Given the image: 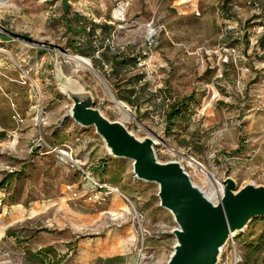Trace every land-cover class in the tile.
<instances>
[{
  "label": "rangeland",
  "instance_id": "obj_1",
  "mask_svg": "<svg viewBox=\"0 0 264 264\" xmlns=\"http://www.w3.org/2000/svg\"><path fill=\"white\" fill-rule=\"evenodd\" d=\"M64 5L68 18L111 27L106 43L137 59L126 79L140 77L155 104L194 96L188 120L168 134L157 105L117 101L100 73L107 87L69 60ZM0 36V264H27L26 251L49 246L58 264L115 256L166 264L173 251L177 226L157 185L137 180L132 162L109 156L94 128L73 122L65 79L108 120L156 141L159 162L196 159L205 174L191 167L190 179L215 201L226 178L264 186V0H0Z\"/></svg>",
  "mask_w": 264,
  "mask_h": 264
},
{
  "label": "water",
  "instance_id": "obj_2",
  "mask_svg": "<svg viewBox=\"0 0 264 264\" xmlns=\"http://www.w3.org/2000/svg\"><path fill=\"white\" fill-rule=\"evenodd\" d=\"M88 68L107 87L90 63ZM63 87L60 85L61 93L72 102L69 117L73 122L94 128L109 156L132 162L137 180L157 185L159 206L172 215L177 226L172 231L175 243L166 264H216L231 234L243 233L253 219L264 218V186L246 184L239 188L226 178L221 195L213 201L192 183L179 163L157 160L151 138L139 140L122 123L108 120L94 108L83 88L85 98L78 101Z\"/></svg>",
  "mask_w": 264,
  "mask_h": 264
},
{
  "label": "trees",
  "instance_id": "obj_3",
  "mask_svg": "<svg viewBox=\"0 0 264 264\" xmlns=\"http://www.w3.org/2000/svg\"><path fill=\"white\" fill-rule=\"evenodd\" d=\"M64 6L62 24L66 36L72 37L66 41V52L90 59L92 68L100 73L112 88L113 97L117 101L124 102L131 107H137L140 104H153L156 95L148 93L145 85H140V77L129 76L126 79V74L136 68L137 59L114 52L106 43L110 38L111 27L106 24L96 25L78 14H72L68 18L69 8L67 5ZM221 9L223 16L230 11L225 5ZM225 18L228 19V15ZM97 30L100 31V35H97ZM0 41H4L2 36H0ZM96 53L98 57H95ZM105 67L110 69V73H106ZM167 100V97H164V100L162 99L159 104H154L161 108L165 129L168 134H171L175 127L188 120L195 99L194 96H189L181 99L169 97ZM102 166L104 168L106 165ZM237 237L242 238L240 242L243 255L241 264H264V218L253 219L249 223L246 233L239 234ZM51 261H54L55 264L60 262L53 246L25 253V263L27 264H51ZM95 264H122V258L115 256L97 259Z\"/></svg>",
  "mask_w": 264,
  "mask_h": 264
},
{
  "label": "built area",
  "instance_id": "obj_4",
  "mask_svg": "<svg viewBox=\"0 0 264 264\" xmlns=\"http://www.w3.org/2000/svg\"><path fill=\"white\" fill-rule=\"evenodd\" d=\"M247 4L257 7L255 3H252L251 1H248ZM173 157H174V160L172 161L179 163V165L182 167V169L186 172V174L189 177L190 175H189L188 169L193 167L191 166L192 164H189V161L193 163V165H195L196 167H200L203 169L202 165L191 156L177 153V155L173 154ZM86 178H88V176ZM102 188L105 189V191L107 192L106 193L107 195H114V194H117L119 196L121 195L117 188H113L107 185H103ZM233 238L234 236L229 238L226 244L221 249V252H220V255H219V258L216 264H241L242 257L234 246Z\"/></svg>",
  "mask_w": 264,
  "mask_h": 264
},
{
  "label": "bare ground",
  "instance_id": "obj_5",
  "mask_svg": "<svg viewBox=\"0 0 264 264\" xmlns=\"http://www.w3.org/2000/svg\"><path fill=\"white\" fill-rule=\"evenodd\" d=\"M121 11H122V6H120V7L118 8L116 14H117V15H121ZM68 59L71 60L75 65L80 66V67H82L83 69H86V70L90 71L89 68H88V66H89V62H88L87 59H85V58H83V57H80V56L72 55V54H69ZM95 77H96V76H95ZM96 78H97V77H96ZM97 79H98V78H97ZM63 85H64L63 89H64L65 91H67V92H70L71 95H72V98H75V99H77L78 101H83V100H84V98H85L84 90L82 89V87H81L78 83H76L75 81H72L71 79H65V83H64ZM119 108H121V107H119ZM153 143H154L155 145H157V142L154 141V140H153ZM189 164H192L191 166H193V167H195V168H198L199 171H200L202 174H205V168H204L203 166H202V167H203V169H202V168H200V167H196V166L193 165V163H191L190 161H189ZM209 179H210V178H209ZM221 191H222V187L219 186L218 191H217L218 196L221 195ZM114 195H117V194H114ZM206 196H207L208 198L212 199L213 201H215V197H214V195H213V193H212L211 191L209 192V194L206 193ZM233 236H234V234H231L229 238H231V237H233Z\"/></svg>",
  "mask_w": 264,
  "mask_h": 264
}]
</instances>
